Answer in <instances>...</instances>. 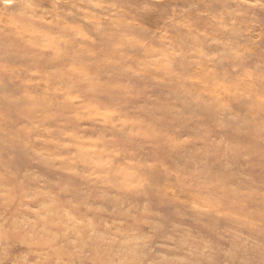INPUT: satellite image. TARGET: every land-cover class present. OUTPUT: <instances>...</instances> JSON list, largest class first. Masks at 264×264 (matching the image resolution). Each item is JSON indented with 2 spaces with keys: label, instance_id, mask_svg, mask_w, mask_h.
<instances>
[{
  "label": "rangeland",
  "instance_id": "374dc122",
  "mask_svg": "<svg viewBox=\"0 0 264 264\" xmlns=\"http://www.w3.org/2000/svg\"><path fill=\"white\" fill-rule=\"evenodd\" d=\"M0 264H264V0H0Z\"/></svg>",
  "mask_w": 264,
  "mask_h": 264
}]
</instances>
